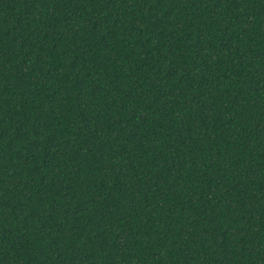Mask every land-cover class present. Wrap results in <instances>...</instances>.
I'll list each match as a JSON object with an SVG mask.
<instances>
[{
  "label": "trees",
  "instance_id": "trees-1",
  "mask_svg": "<svg viewBox=\"0 0 264 264\" xmlns=\"http://www.w3.org/2000/svg\"><path fill=\"white\" fill-rule=\"evenodd\" d=\"M0 264H264V0H0Z\"/></svg>",
  "mask_w": 264,
  "mask_h": 264
}]
</instances>
